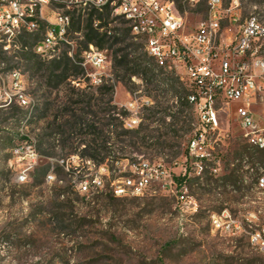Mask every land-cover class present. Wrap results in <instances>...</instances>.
<instances>
[{"label": "rangeland", "instance_id": "374dc122", "mask_svg": "<svg viewBox=\"0 0 264 264\" xmlns=\"http://www.w3.org/2000/svg\"><path fill=\"white\" fill-rule=\"evenodd\" d=\"M221 1L225 7L237 1L242 18L255 15L264 26V0ZM173 2L182 7L187 33L208 17L209 0ZM59 10L72 17L68 43L52 56L38 55L42 66L28 62L36 55L40 33L0 44V264H264L250 244V233L264 227V188H258L264 154H253L233 111L221 117L226 137L218 154L194 164L187 147L196 117L186 103V81L174 72L161 74L131 32V39L107 50V76L102 85L91 86L81 61L92 10ZM56 13V5L45 11L46 16ZM124 22L111 12L105 30L123 38L130 28ZM236 32L225 24L223 37ZM257 46L264 55V39ZM126 55L142 68L123 66ZM90 99L99 106L93 108L96 115L86 106ZM145 100L149 104L142 107ZM135 102L137 112L129 111ZM74 115L97 125L94 135L98 152L108 158V177L113 180L143 160L164 163L176 176L187 172L188 205L160 189L130 199L108 191L80 193L81 177L88 173L83 163L90 161L83 158L85 141L93 135L87 128L70 129ZM129 119L136 124L129 126ZM29 147L38 158L21 182V172L33 164ZM103 147L106 151H100ZM224 211L240 222L235 234L213 227L212 219Z\"/></svg>", "mask_w": 264, "mask_h": 264}, {"label": "built area", "instance_id": "2783aa9c", "mask_svg": "<svg viewBox=\"0 0 264 264\" xmlns=\"http://www.w3.org/2000/svg\"><path fill=\"white\" fill-rule=\"evenodd\" d=\"M49 5L57 6L56 14L45 15V11L49 14ZM59 6L98 12L108 8L113 15L122 14L128 26L143 30V37L136 38L144 40L145 50H151L157 59L163 60L165 70L176 73L188 84L187 102L194 109L196 126L187 149L194 164L201 165L218 154L217 147L226 137L221 117L232 111L244 141L251 149L264 151V55L257 46L264 39V29L257 27L255 15L242 18L237 1L225 7L221 0H209L207 19L187 33L186 17L170 0H0V31L10 29V39L0 44L6 45L7 41L17 44L26 31L39 30L46 34V41L36 44L35 53L52 56L58 46L68 43L72 21L70 14L60 12ZM225 24L228 28L236 27V34L223 37ZM94 27L98 28V24ZM99 31L110 36L105 28ZM107 52L90 44L82 54L81 66L87 70L91 86L102 85L107 76ZM148 104L145 100L142 107ZM136 107L135 102L127 109L136 110ZM128 121L131 127V123L136 124L134 120ZM26 151L33 164L21 172V182L27 181L38 158L31 147ZM83 165L88 171L82 175L78 186L83 195L108 191L114 198L130 199L160 189L176 197L182 205H188L187 172L176 176L164 163L153 166V162L143 160L120 171L113 180L108 177L107 163L101 164V170H94V165L87 163ZM67 168L69 171L71 167ZM122 174H133V181H122ZM107 180L108 190L105 188ZM258 188H264V173ZM247 220L250 221V216ZM239 223L228 211L212 219L216 231L232 234L239 231ZM250 244L264 258V227L250 233Z\"/></svg>", "mask_w": 264, "mask_h": 264}, {"label": "trees", "instance_id": "16d2710c", "mask_svg": "<svg viewBox=\"0 0 264 264\" xmlns=\"http://www.w3.org/2000/svg\"><path fill=\"white\" fill-rule=\"evenodd\" d=\"M170 1H173V0H170ZM177 9L179 10V12L181 13L182 11V7L180 5L177 6ZM110 13L111 11L106 8L103 12H98V11H95V10H92L89 14H88V18H87V26H86V30H87V34H86V44H87V48L90 44H93L95 45L97 48L101 49V50H111L113 49L114 46L118 45V44H121V43H124V41L126 39H131V31H130V28H127L125 31H124V35H123V38L118 35V36H115V35H107L106 33H101L99 31L100 28H105L107 27V23L106 21L109 20L110 18ZM95 19H97L99 21V24H98V29L94 27V21ZM103 21V22H102ZM102 22V23H101ZM124 24H126V22H124ZM28 34H25L24 36L21 37V39H25L27 38ZM25 37V38H24ZM10 39V38H8ZM118 53V51L116 52ZM128 56L129 55H126L122 61V64L123 66L127 67L129 66L130 64H135L139 69L142 68V64L141 63H138V61H131L128 59ZM150 58V57H149ZM150 60H152L156 67L157 68H160L161 69V74L164 73L163 70L164 67L163 65H160L158 63H156L152 58H150ZM28 62L35 66V67H39V66H42V62L40 60V57L36 54L35 56H32ZM120 66V64L116 61L115 64H114V67H118ZM76 68H80V65L76 66ZM146 70V74L148 75L149 73H151V71L148 69V68H144ZM167 71V70H165ZM137 73V72H136ZM135 74V73H134ZM133 74V75H134ZM155 79V76H152L149 80L150 82H152L151 80H154ZM109 92L113 91V89H109L108 90ZM189 96V95H188ZM188 96L186 97V103L187 102V98ZM93 99H90L89 102H87V108L90 110V112L94 115H96V111L93 109L94 107H99L97 104L93 103L92 102ZM85 114H88L87 112H85ZM73 117V121L72 122H69V126H70V129L71 130H76V129H79V128H87L89 130L92 131V133H90L91 135H93V138L88 140V141H85V143L87 144L86 145V149L87 150V153L83 155V158H86L88 160H90L91 162H93L94 164L96 165H101V164H106V162L108 161V158L107 156H102L99 152H98V149H99V145L97 144L98 142V138L95 137V133L96 131L98 130V127L96 124H87L86 121H85V118L82 117V116H78V115H74L72 116ZM110 124H108L109 126ZM104 143L106 141H103ZM245 152L248 154V155H253V154H256V153H263L264 154V151L261 152V151H256V150H253V154L249 153L250 149L246 146L245 148ZM100 151H106V148L103 147V148H100ZM178 180H181V179H178Z\"/></svg>", "mask_w": 264, "mask_h": 264}, {"label": "bare ground", "instance_id": "6f19581e", "mask_svg": "<svg viewBox=\"0 0 264 264\" xmlns=\"http://www.w3.org/2000/svg\"><path fill=\"white\" fill-rule=\"evenodd\" d=\"M51 6L52 5H49V8ZM117 15H120L123 17L122 14H117ZM256 24H257V27L264 29L263 24L257 18H256ZM130 29H131L132 34L135 35V37H143V30L142 29H135V26H130ZM38 33L41 34L42 38L37 44H42L46 41V34H44V32H39V30H29V31L25 32V34H28V35L38 34ZM8 38H10V29L9 28H1L0 40L8 39ZM142 42L144 43V40H142ZM145 51H146L147 55L150 58H152L155 62H157L159 64H163V60L157 59L155 57L154 53H151V50H145ZM36 54L39 55V53H36ZM187 99H189V96ZM23 103L25 104L26 102L23 101ZM85 163H87V165H94V170H101V165L98 166L91 161H86ZM153 166H163V165L161 163H153ZM122 181H133V174H124L122 176Z\"/></svg>", "mask_w": 264, "mask_h": 264}]
</instances>
